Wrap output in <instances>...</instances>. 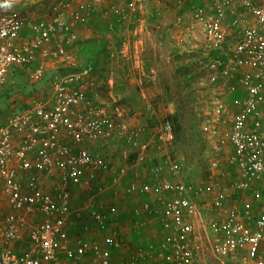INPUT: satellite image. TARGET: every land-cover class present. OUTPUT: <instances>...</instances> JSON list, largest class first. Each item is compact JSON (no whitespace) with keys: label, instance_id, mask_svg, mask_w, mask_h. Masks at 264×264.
Returning <instances> with one entry per match:
<instances>
[{"label":"built area","instance_id":"2783aa9c","mask_svg":"<svg viewBox=\"0 0 264 264\" xmlns=\"http://www.w3.org/2000/svg\"><path fill=\"white\" fill-rule=\"evenodd\" d=\"M23 1L10 0L8 7L13 10L0 13V88L8 83L14 68L25 70L33 81L42 79L46 69L43 63L33 68L36 61L66 60L70 68L79 70L55 75L50 98L34 99L0 126V181L11 209L0 217V264H113L99 243L81 240L76 248L69 247L66 224L72 214L73 187L90 188L107 174L116 186L128 173L131 153L127 149L121 153L124 165L116 168L103 154L84 148L87 141L108 144L115 138L137 154V162L132 165L135 169L142 162L148 169L149 179L145 181L135 170L127 193L152 195L157 200L153 208L145 203L134 209L137 225L143 227L140 217L153 213L163 230L158 243L136 247L124 264H203L204 249L196 238L198 212L193 199L206 196H212L209 211L225 213L216 214L211 224L212 252L221 258L245 251L239 264H264V253H260L264 246V204L255 216L250 203L244 208L224 210L226 200L235 191L251 189L257 199L262 197L261 190L252 188V184L264 183V34L246 19L232 17L231 26L240 28V33L229 42L225 22L229 12L239 5L264 26V0L260 4L255 0H209L211 10L198 8L186 36L179 40L192 39L199 27L210 53L207 67L214 74L213 82L222 78L232 94L240 87L246 90L228 133H223L215 122L206 123L205 131L213 139L209 173L198 184L184 179V166L175 155L154 160L148 153L149 145L141 142L142 135L149 133L155 152L164 154L173 149L176 136L171 120H163L147 131L144 125L131 126L113 118L89 97L98 95V79L91 68L71 58L69 48L78 40L72 23L85 25L96 12L94 5L75 8L70 2H57L48 20H38L17 10ZM184 4L185 0H172L170 5L177 11ZM148 7L149 0H131L126 5L109 6L104 15L115 17L110 28H120L129 43L128 37L137 36L144 27ZM227 108L222 107L221 112ZM228 167L236 168L235 182L228 181ZM31 172L53 176L54 193L44 191L38 175L27 178L24 184L21 176ZM104 189L99 185L98 193ZM91 209L90 219L101 228L118 213L115 206L105 213ZM221 217L225 219L221 221ZM245 218L253 223L252 228ZM26 230L27 247L22 253L14 245ZM104 243L114 249L124 247L118 233L106 237ZM89 252L94 253V261L84 259Z\"/></svg>","mask_w":264,"mask_h":264},{"label":"rangeland","instance_id":"374dc122","mask_svg":"<svg viewBox=\"0 0 264 264\" xmlns=\"http://www.w3.org/2000/svg\"><path fill=\"white\" fill-rule=\"evenodd\" d=\"M105 1L107 4L115 2ZM51 2V0H28L29 6L24 5L22 12L26 14L25 16L40 17L47 13ZM96 7L97 18L92 24L89 22L90 30L82 35V37L85 36L84 39L104 33L103 27L106 26L104 19L115 18L114 16L102 18L98 13L100 8ZM198 8L208 10L210 1L189 0L188 4H184L180 10L176 11L167 3L149 0L144 27L137 36L128 37L129 50L122 53V45L117 50L116 43L112 41L110 47L114 50L113 58L105 61L97 70L100 87L95 98L97 104L105 108L108 115L122 120L127 125H144L147 131L153 130L163 120H170V116L177 113L182 126L180 138L173 149L161 156L165 158L169 154L175 155L184 166V179L191 184L204 181L209 173L208 160L213 139L205 131L206 123L215 122L221 127L223 133H228V126L235 117L238 103L246 96L243 87L232 94L227 90L226 83L213 82L214 74L207 67L210 53L204 34L199 27L193 33L192 39L179 43L180 38L186 36L187 28L195 19ZM231 31V35L227 33L229 42L232 41L233 36L240 33V28H231ZM106 37L112 40L111 35ZM136 44L138 49L135 48ZM69 49L78 61L85 63V56L80 58L77 56L78 48L70 47ZM88 49V47L84 48L85 51ZM10 72L13 80L21 85L20 90L26 89L28 94L24 97L17 96L19 91H13V99L17 104L29 105L35 98L51 97L54 73H46L42 79L38 81L30 79V81L22 71L12 69ZM112 81L114 87L111 86ZM121 86L123 90L120 89ZM226 106L228 108L221 112L222 107ZM14 111L11 109L9 113L13 114ZM144 136L148 139L150 137L149 133H145ZM145 143L146 140L143 141V144ZM104 145L108 147L109 157L118 161L119 153L125 148L122 141L115 138ZM148 153L152 157L155 155L152 147ZM133 156L134 153L131 152L130 165L136 163V157ZM120 200H127L124 193L120 194L118 201ZM193 200L198 212L195 218L196 238L204 249L201 255L202 263L238 264L236 256L220 258L211 250V224L216 216L207 208L211 200L206 197ZM86 201V199L83 201L84 204L79 207L80 209L85 206ZM126 210L127 208H124L123 212ZM80 212L82 219L89 220L88 211ZM125 227L129 228L128 222ZM151 228L152 224L146 230L150 231ZM155 231H152V237L157 239L161 232L153 234ZM128 243L129 247L134 245L132 241Z\"/></svg>","mask_w":264,"mask_h":264},{"label":"crops","instance_id":"0c3cea01","mask_svg":"<svg viewBox=\"0 0 264 264\" xmlns=\"http://www.w3.org/2000/svg\"><path fill=\"white\" fill-rule=\"evenodd\" d=\"M28 1V0H27ZM26 0H24L19 6H17V10H19L22 15H26L24 12H22L23 10V6H29ZM51 6H49L47 13L43 14L40 17H31L34 19H38V20H48L51 17L52 14V6L57 3V2H70L74 5V7L76 8V6L78 5H82V4H92L94 5L96 12L95 14H93L89 19L88 22L85 23L86 26L84 25H80V29H79V35H78V40L84 39L85 36L82 37V35L84 33H86V31L90 30L88 28L89 22L92 24L94 22V19L97 18V7L100 8V11L98 12L99 15L104 18V17H112V15H108L105 16L104 13L105 11L108 9L109 6L114 5V4H122V5H126L129 1L131 0H123L120 2V0H113L115 2H110L109 4H107V1L105 0H51ZM257 3H261V0H255ZM159 2H164L167 4H172V0H158ZM5 3V0H0V13H8L11 12L13 10V8H9L2 6ZM189 0H185V4H188ZM32 9V8H31ZM42 9V6H41ZM208 10H211V3H210V8ZM104 16V17H103ZM30 17V16H28ZM232 17H241L246 19L249 24H251L252 26H255L257 29H259V31H261L264 34V26L259 25L256 20L246 14L244 12V10L238 5L235 6L233 13L229 12L227 21L225 22V29L226 32L231 35V28H234L231 26V18ZM112 18H105V24L106 26L103 27V30L105 31L104 33H99L100 36L102 35H111V37L114 35L113 30L110 28V25L115 23V18L113 20H111ZM86 28V29H85ZM119 30L122 32V53H125V51L129 50V44H127L125 42V35L123 33V31L119 28ZM228 37V36H227ZM236 36L232 37V40L235 38ZM77 40V41H78ZM135 48L138 49V45H135ZM70 50V49H69ZM69 54L71 56L72 59H75L76 61L77 58L76 56H73V53L69 51ZM132 57V54H130ZM40 63H43L45 66V74L46 73H54V76L57 74H66L69 72L70 67L68 66V63L66 60H44V61H39V62H35L33 64V68H36ZM57 64L59 66H57ZM22 71L24 74L27 75V79L30 80L27 72L25 70L22 69H18V68H14V71ZM44 74V76H45ZM99 80V79H98ZM31 81V80H30ZM14 80L11 77V72L8 75V83L3 85L0 88V126L4 125L8 119V117H10L11 115H13L16 112L19 111H23L25 108H27L29 105H21V103L15 102V99H13L14 95H12L10 92H8V90L11 88L9 87L10 84H13ZM111 86L114 87V82H111ZM100 87V82L98 84V88ZM97 88V91H98ZM244 91L246 92L245 88L243 87ZM130 91V88H129ZM4 93H10L9 96H3ZM98 93V92H97ZM22 95L24 97V95H27V90L24 89V91H19L17 96ZM246 97V96H245ZM244 97V98H245ZM45 98V97H42ZM38 99V98H35ZM92 99L95 101L94 98V94ZM4 100H6L8 102V104L4 103ZM34 100V99H33ZM29 102V101H28ZM27 102V103H28ZM95 103H97L95 101ZM17 105H19V107H16ZM14 111L13 114L9 113V111ZM17 109H20L19 111H17ZM238 111V110H237ZM5 112V113H4ZM236 114V113H235ZM229 130L231 128V125L228 126ZM149 145V148L152 147V150L154 152V160H158L161 159L162 156L161 154L157 153L154 151L153 149V143L152 138L149 137H145L144 135H142L141 137V142L143 143V141ZM123 145L125 146V148L119 153V159L118 161L113 160V158L109 157V153L108 152V147L106 145H104V143L102 142H90L87 141L84 144V148H87L88 150L91 151H95V152H99L101 154H103L107 159H109L112 164L114 165V167L119 168L122 167L125 163V160L122 158L121 153L127 149L129 153L134 152V150L132 148H130L129 146H126L125 143L123 142V140H121ZM69 143L70 142L68 140L64 139V143ZM136 157V162H137V154L134 153V156ZM129 164V162H128ZM140 166V167H139ZM135 170L139 172L140 175V179L142 181L148 180V169H146L144 162H142V164H137V167L135 169V167H133L132 165L129 164V170L128 173L121 179V183L119 185L114 186L113 185V179L111 174H107L104 175L102 177V179L100 180V182H93L91 184L90 188H84V187H78L75 186L72 188V214L69 216V219L67 220V224H66V229L67 232L69 234V242H68V246L71 248H76L77 244L79 241H88L90 243H99L102 246L103 251L107 254V258L109 259L110 262H112L113 264H124V260L126 259V257L129 255L130 252L134 251L136 247L138 246H148L149 244H156L158 243L161 239H162V234H163V230L162 227L160 226L159 220H158V216L153 214V213H148V214H144L142 217H140V220L142 222H144V226L143 227H139L137 225V222L139 221L137 216L134 213V209L136 207H142L145 203H149L151 204V207L153 208L154 206H156L157 204V200L152 196V195H142V194H135V195H129L127 193V187L128 184L134 180L135 176ZM228 173H229V177H228V181L230 183L235 182L237 180V174H236V168L234 167H228ZM38 175L42 182H43V189L46 192L49 193H54V186L56 183V179L53 176H49L47 174H44L42 172H31L29 173V175H25V176H21V178H23L24 184H26L27 182V178H30L31 176H36ZM26 177V178H25ZM102 185L105 189L104 192L102 193H98V186ZM256 187V189L261 190V198L257 199L253 194H252V190H246V191H235L233 192L228 199L225 202L224 205V210H227L231 207H240V208H244V205L247 203H250V205H252L253 211H254V216L258 214V211L260 210L261 206L264 204V183L261 182H256L254 184H252V188ZM124 193V195H126L127 200H120L118 201V199H120V194ZM88 198V199H87ZM206 198H208L209 200L212 199V196H206ZM87 200L85 206L83 208H79L84 204V200ZM110 206H115L118 210L117 216H113L111 217L106 224L105 228H101L97 223H95L94 221H92L90 219V212H91V207L95 208L97 211H101V212H107ZM124 208H127L126 211L123 212ZM86 210L88 211V217L89 220H85L82 219L81 216V212ZM11 212L10 207L8 206V202L6 197L3 194V185L2 182L0 181V217L8 214ZM77 213L80 214L77 215ZM212 213L219 214V215H223L225 214L224 211H213ZM87 217V216H86ZM222 218V217H221ZM225 219V217L222 218L221 221H223ZM128 220V221H127ZM129 225V228L127 229L125 227V225L127 224ZM245 222L247 223V225L249 227H253V223L248 221L245 218ZM152 224V228L149 231L146 230L147 227H149ZM126 228V229H125ZM156 229V231H155ZM130 231V233H129ZM152 231L153 234H157V232L160 234L159 238L154 239L152 237ZM151 232V233H150ZM114 233H118L120 235V237L123 240L124 243V247L122 249H114L112 247H107L104 243V240L106 237L112 236ZM127 233V234H126ZM212 234V233H211ZM214 235L212 234V237ZM27 238H28V230H26L23 234V237L21 240L16 241L14 247L16 251L19 252H24L25 248L27 247ZM132 241V243L134 245H130L129 247V243ZM130 248V249H128ZM260 253H264V246H262ZM118 255V256H117ZM246 253L244 252H237L233 255H231L232 257L236 256L238 259V264L240 263V258L245 256ZM230 257V256H228ZM260 257V256H259ZM63 258V256H62ZM64 260L66 258H63ZM86 261H94V253L89 252L88 254H86L85 258ZM67 261V260H66ZM68 262V261H67ZM71 263V262H70ZM153 264H164V262H156Z\"/></svg>","mask_w":264,"mask_h":264},{"label":"trees","instance_id":"16d2710c","mask_svg":"<svg viewBox=\"0 0 264 264\" xmlns=\"http://www.w3.org/2000/svg\"><path fill=\"white\" fill-rule=\"evenodd\" d=\"M69 22H71L70 19H69ZM72 25H73V27H72L73 30L79 35L80 25L74 24V23H72ZM113 32H114V35L112 36V40L107 38L106 35L100 36V34H97V36H94L91 38L78 40L75 43H73L71 46L73 49H75V48L79 49V50H77V52H78L77 56L79 58L81 56H85L84 58H85L86 64L82 63L80 61H77V62H79L82 67L91 68L95 72V76L97 78H98L97 70H99V68L102 67V64L105 61L113 58L114 50H112L110 47L112 44V41L116 43L117 50H119L121 45H122V39H123V36L121 34L122 32L119 30L118 27L114 28ZM86 47L89 48L87 51L84 50V48H86ZM215 53H217V52H215ZM78 70H79V68L76 69V68L72 67L69 69V72H75ZM222 81H223L222 78L221 79L219 78V79L215 80L214 83L218 84V83H222ZM98 82H99V80H98ZM9 87H11V88L8 90V92H10L11 94L15 90L21 91L20 90L21 85L16 80H14V83L10 84ZM120 89L123 90L124 88L121 86ZM10 93L9 94L4 93L3 96H9ZM89 97L92 98L93 95H90ZM96 97L97 96L94 95V98H96ZM4 103L8 104V102L6 100H4ZM170 120L172 121V123L175 127V136H176V142H177V140H179V138H180V131L182 129L179 115L177 113L172 114L170 116Z\"/></svg>","mask_w":264,"mask_h":264},{"label":"clouds","instance_id":"9594fccd","mask_svg":"<svg viewBox=\"0 0 264 264\" xmlns=\"http://www.w3.org/2000/svg\"><path fill=\"white\" fill-rule=\"evenodd\" d=\"M9 4H10V0H5V3L2 6L7 7V6H9Z\"/></svg>","mask_w":264,"mask_h":264}]
</instances>
